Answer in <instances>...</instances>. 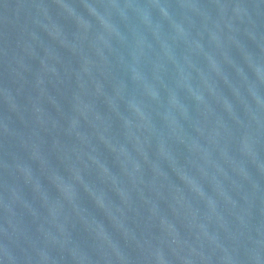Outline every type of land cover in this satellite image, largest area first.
Instances as JSON below:
<instances>
[{
    "label": "water",
    "instance_id": "water-1",
    "mask_svg": "<svg viewBox=\"0 0 264 264\" xmlns=\"http://www.w3.org/2000/svg\"><path fill=\"white\" fill-rule=\"evenodd\" d=\"M0 264H264V0H0Z\"/></svg>",
    "mask_w": 264,
    "mask_h": 264
}]
</instances>
